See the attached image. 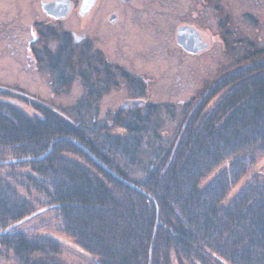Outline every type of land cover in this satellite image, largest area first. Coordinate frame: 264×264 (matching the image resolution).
<instances>
[{
	"label": "trees",
	"instance_id": "1",
	"mask_svg": "<svg viewBox=\"0 0 264 264\" xmlns=\"http://www.w3.org/2000/svg\"><path fill=\"white\" fill-rule=\"evenodd\" d=\"M49 30L43 34L49 47L39 46L35 56L58 75V93L73 78L81 81L84 95L70 111L97 115L117 74L141 94L143 83L109 65L90 41L76 45L69 33ZM230 36L224 32L226 54L232 68L241 67L202 93L223 95L204 113L206 98L171 145L144 140L160 127L162 112L153 107L120 110L112 128L100 122L89 128L41 101L29 103V115L0 100V232L32 217L20 226L30 225L28 231L0 236L6 254L19 264H67L56 240L32 232L37 220L35 231L65 234L90 264H264L263 175L225 203L264 156V46L246 37L230 52Z\"/></svg>",
	"mask_w": 264,
	"mask_h": 264
},
{
	"label": "rangeland",
	"instance_id": "2",
	"mask_svg": "<svg viewBox=\"0 0 264 264\" xmlns=\"http://www.w3.org/2000/svg\"><path fill=\"white\" fill-rule=\"evenodd\" d=\"M40 1L0 0V23L6 20L15 22L13 28L9 24V31L0 26V86L12 92L0 96V100L16 105L29 115L34 114L29 103L41 101L66 116L71 112L79 121L84 119L89 128L97 122L112 128L113 117L120 110L139 108L143 111L153 107L162 112L160 127L157 134L144 137V140L164 146L177 142L182 127L191 118L189 116L201 110L198 107L206 98L208 105L203 106L204 113L215 108L223 93L212 99L208 93L202 98V93L221 75L241 67H231L233 62L226 54L224 32L232 34L230 52L240 50L237 42L246 37L264 46V0H216L210 4L206 0H97L95 6L88 0H76V11L67 18H56L60 20L58 31L74 35L76 44L91 41L93 50L102 51L108 64L122 66L126 74H134L136 80L143 83L141 94H135L117 74L118 85L100 97L97 115L90 111L91 117L87 118L83 116L85 110L73 111L77 114L69 110L84 95L81 81L73 78L67 90L58 93V75L48 65L36 64L34 57L30 56L28 46L34 40L33 26L36 22H44L47 17L38 5ZM91 6L94 8L89 10ZM113 12L121 19L111 25L109 15ZM55 24L52 22L48 28L55 27ZM187 24L204 34L207 45L202 50L190 52L176 43L178 26L184 28L183 25ZM49 43L50 48L56 49V42ZM56 68L58 70L54 71L59 72L60 68ZM117 132L124 133L122 129ZM228 165L226 162L211 173L202 182V187L211 183ZM260 174L264 177V156L230 190L225 203L229 204L241 188ZM38 222L31 223L32 232L35 236L50 235L56 240L61 248V258L67 264H90L92 259L65 234L44 227L35 231ZM29 228L30 225L26 224L19 231H28ZM0 264L19 263L0 246Z\"/></svg>",
	"mask_w": 264,
	"mask_h": 264
},
{
	"label": "flooded vegetation",
	"instance_id": "3",
	"mask_svg": "<svg viewBox=\"0 0 264 264\" xmlns=\"http://www.w3.org/2000/svg\"><path fill=\"white\" fill-rule=\"evenodd\" d=\"M46 1V2H45ZM56 1H60V0H41L40 2H39V7H41V10L44 12V14L45 15H47V17H46V19H45V21L44 22H36V24L33 26V34H34V40L29 44V46H28V49L30 50L29 51V53H30V56H33L34 57V62L36 63V64H38V60H37V58H36V56H35V49H38V47L39 46H41L40 47V50H43L47 45H48V47H49V44L46 42L47 40H45L46 38H44L43 37V34L44 33H46L47 31H49V29H57V24H59V22H60V20H57L58 18H61V19H63V18H67L71 13H73L74 11H76V9H77V6H76V0H67L69 3H70V10L68 11V13L65 15V16H59V17H57L55 14H50L45 8H44V3H54V2H56ZM65 1V0H64ZM123 1H128V0H123ZM88 2H90V4L91 5H96V2H97V0H88ZM94 6L92 7V8H90L89 10H91V9H93L94 8ZM57 18V19H56ZM52 19H54V20H52ZM121 18L119 17V15H117L116 14V12H113V13H111L110 15H109V22H111V25H114V24H112V23H118L119 22V20H120ZM4 21V20H3ZM2 21V22H3ZM51 21V22H50ZM50 22V23H49ZM52 22H55L56 24H55V27H52V28H48V26H49V24H51ZM121 22H123L122 20H121ZM12 26V28H13V26H14V24H15V22H12L11 20H6V21H4L3 23H0V26H4L5 27V30H8L9 31V27H10V25ZM183 27H187V28H190V29H194V30H196L197 32H198V35H199V39H200V43H199V45H198V48H200L201 50L204 48L203 46H206L207 44H206V42L204 43V40H205V38L202 36V35H204L198 28H196V27H194V26H192L191 24H187V25H183ZM15 28V27H14ZM181 27L180 26H178V28H177V31L180 29ZM43 29V32H41V30ZM60 30V29H59ZM57 31H58V29H57ZM61 31V30H60ZM62 32H64V31H62ZM7 33V32H6ZM6 35H8V34H6ZM71 35V34H70ZM72 36V35H71ZM72 37H74V35L72 36ZM175 40H176V43L178 44V42H177V34L175 35ZM73 40H74V38H73ZM77 41H78V39H76ZM84 40H86V39H82V41H84ZM79 42H81V41H78V43ZM74 43L76 44V42H75V40H74ZM90 43H91V45H92V47H93V44H92V42L90 41ZM77 45V44H76ZM179 45V44H178ZM180 46V45H179ZM172 48V47H171ZM99 52H101V53H103L102 51H100L99 50ZM170 53H172V50H171V52ZM109 65H111V66H113L112 64H109ZM115 67H117V68H121V69H124L122 66H119V65H114ZM113 66V67H114ZM132 81H134V74H133V76L132 75H130L129 73L128 74H126ZM134 77V78H133ZM122 80V79H121ZM130 80V81H131ZM135 80H136V78H135ZM123 81V80H122ZM123 82H125V81H123ZM137 82H140V81H137L136 80V83ZM135 83V84H136ZM130 87V86H129ZM131 89V88H130ZM0 90H8V89H6L5 87H2V86H0ZM9 91H10V89H9Z\"/></svg>",
	"mask_w": 264,
	"mask_h": 264
},
{
	"label": "water",
	"instance_id": "4",
	"mask_svg": "<svg viewBox=\"0 0 264 264\" xmlns=\"http://www.w3.org/2000/svg\"><path fill=\"white\" fill-rule=\"evenodd\" d=\"M44 8L50 13L55 14L57 17L59 16H65L68 11L70 10V3L67 0H60L56 1L54 3H44ZM177 42L179 45L183 46L185 49H187L190 52H196L200 51L201 49L198 48V45L200 43L198 32L194 29H190L187 27L180 28L178 30L177 35ZM9 163V162H8ZM131 185V184H130ZM132 187L140 190L134 185H131ZM32 217H29L25 220H22L12 226H10L8 229H6L3 232H0V236L5 235L15 229L16 227L20 226L24 222L28 221Z\"/></svg>",
	"mask_w": 264,
	"mask_h": 264
}]
</instances>
